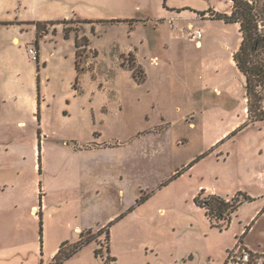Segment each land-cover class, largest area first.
<instances>
[{
  "label": "rangeland",
  "instance_id": "obj_1",
  "mask_svg": "<svg viewBox=\"0 0 264 264\" xmlns=\"http://www.w3.org/2000/svg\"><path fill=\"white\" fill-rule=\"evenodd\" d=\"M4 1L11 16L25 0ZM57 1L74 17L0 22V264H54L82 233L63 264H264V122L234 65L240 26L215 19L231 0ZM211 195L255 200L218 222L195 201Z\"/></svg>",
  "mask_w": 264,
  "mask_h": 264
},
{
  "label": "trees",
  "instance_id": "obj_2",
  "mask_svg": "<svg viewBox=\"0 0 264 264\" xmlns=\"http://www.w3.org/2000/svg\"><path fill=\"white\" fill-rule=\"evenodd\" d=\"M231 2V13L217 14L215 19L223 20L227 24H238L240 26L242 41L238 51L233 56V60L246 81L245 89L249 122H264V28L262 26L264 24V2L262 0H231ZM37 23H39L37 26L40 27L41 24L54 22ZM65 37H68V34L65 33ZM75 46L76 49H79L82 44L77 40ZM78 51L76 52L77 58ZM76 68L78 70V67ZM39 90L40 88L38 87ZM37 115L40 121V111ZM253 200L249 196H245L244 201L239 199V196L227 200L217 195H211L209 199L204 201H201L200 196L195 199L199 207L205 209L211 219H216L218 222L227 220L229 223L231 222V215L237 212L245 201L253 202ZM248 230L249 228L246 233ZM105 231H107V238L110 237L109 228H106ZM83 234H81L82 240L84 238ZM95 239V237H90L84 241L81 240L69 252L65 250L64 245L66 243H64L54 257V264H63ZM250 254L251 261L249 264H256L255 260L252 259L254 257L252 252ZM228 263L227 261L225 264Z\"/></svg>",
  "mask_w": 264,
  "mask_h": 264
},
{
  "label": "crops",
  "instance_id": "obj_3",
  "mask_svg": "<svg viewBox=\"0 0 264 264\" xmlns=\"http://www.w3.org/2000/svg\"><path fill=\"white\" fill-rule=\"evenodd\" d=\"M75 0H65V4H69L71 2H74ZM10 3L9 1H4V0H0V12L4 11L7 12L6 17H4L3 19H0V22H12V23H21V22H52V21H62V20H68L71 17H74L70 14H68L66 12L65 6L62 5L61 2H58L57 0H25L23 2V4H20L19 1L18 3H13L12 4V9L15 11V14L13 15H9L8 13V9L10 7ZM4 16V15H3ZM22 26H20L19 24L13 25V31L11 32V37L12 40H16V39H20V36L23 35L25 33V31H23L21 29ZM20 35V36H19ZM34 36V34L31 35V39ZM35 39V37H33ZM45 42V41H44ZM43 41L40 42V59H41V63L45 66L44 69L47 68L49 59L45 56V52H44V43ZM69 42L71 44H74L75 46V42L70 41ZM76 48V46H75ZM202 48V44L201 47ZM57 52V48H54V53L52 54V52L50 54L55 55ZM76 52H74V60H75V65H76ZM155 64H157L156 59H155ZM235 65V62H234ZM76 68V67H75ZM11 69H13V64H11ZM77 71V68H76ZM29 74L32 75V78L30 80L31 85L36 88L37 90V80H38V66H32L29 69ZM77 75V72H76ZM49 76L47 75L46 78H48ZM13 82V81H12ZM10 82V83H12ZM9 83V84H10ZM36 86V87H35ZM6 93L8 92V88L6 89ZM7 96H10L9 93H7ZM7 103V99L4 98H0V104H6ZM42 105H40L38 97H32L29 100V108H31V111L33 112V114H35L36 112L38 113L40 111V118H42ZM21 126H24V123L20 122ZM254 198V197H253ZM252 198V199H253ZM255 200V199H254ZM263 211H261L260 209L257 211V213L252 217L255 218L256 215H258L260 217V215L262 214ZM251 219V220H252ZM257 219V218H256ZM250 220V221H251ZM250 221L247 223V227H250V225H248L250 223ZM252 230V227L250 229V231ZM249 231V232H250ZM247 236V235H246ZM246 236H245V246L250 249L253 250L250 246H248V244H246ZM256 251V250H254Z\"/></svg>",
  "mask_w": 264,
  "mask_h": 264
},
{
  "label": "built area",
  "instance_id": "obj_4",
  "mask_svg": "<svg viewBox=\"0 0 264 264\" xmlns=\"http://www.w3.org/2000/svg\"><path fill=\"white\" fill-rule=\"evenodd\" d=\"M203 36L202 31H196L194 33V38L196 40L197 45H199L201 42V38ZM29 54L30 57L32 58L33 61H38L39 59V51L36 47H33L29 50ZM247 251V250H246ZM244 251L242 254H240L239 256H237L232 262L231 264H249L251 261V254ZM231 258V257H230ZM230 258L229 261L230 262Z\"/></svg>",
  "mask_w": 264,
  "mask_h": 264
},
{
  "label": "bare ground",
  "instance_id": "obj_5",
  "mask_svg": "<svg viewBox=\"0 0 264 264\" xmlns=\"http://www.w3.org/2000/svg\"><path fill=\"white\" fill-rule=\"evenodd\" d=\"M201 44H202V43H200L199 45H197V47H198V48L201 47Z\"/></svg>",
  "mask_w": 264,
  "mask_h": 264
}]
</instances>
